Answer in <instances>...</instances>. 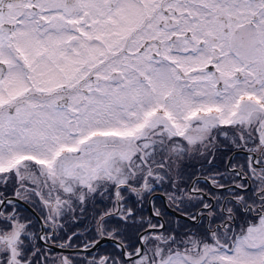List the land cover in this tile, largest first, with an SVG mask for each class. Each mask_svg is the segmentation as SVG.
<instances>
[{
  "label": "snow or ice",
  "instance_id": "1",
  "mask_svg": "<svg viewBox=\"0 0 264 264\" xmlns=\"http://www.w3.org/2000/svg\"><path fill=\"white\" fill-rule=\"evenodd\" d=\"M0 264H264V0H0Z\"/></svg>",
  "mask_w": 264,
  "mask_h": 264
},
{
  "label": "flooded vegetation",
  "instance_id": "2",
  "mask_svg": "<svg viewBox=\"0 0 264 264\" xmlns=\"http://www.w3.org/2000/svg\"><path fill=\"white\" fill-rule=\"evenodd\" d=\"M209 160L211 163H209ZM242 162L243 157L238 153V151L227 141L221 139L217 150L213 154H206L203 157L195 156L185 161L184 179L187 181L188 185H191L192 181L199 177L201 178V182L197 185V187H205L202 179L204 176H207L210 172L216 171L225 173L231 164H238ZM7 194L11 195V189L7 190ZM21 211L22 214L26 216H31L32 214V212L25 205H23ZM35 212L39 215V208H36ZM147 214L148 213H146V215ZM39 227L40 225L37 224V230ZM65 229L66 233L70 235L72 231L77 229V226L73 225L71 222H66ZM63 234L64 233H62V235ZM105 247H111V245L106 244Z\"/></svg>",
  "mask_w": 264,
  "mask_h": 264
},
{
  "label": "water",
  "instance_id": "3",
  "mask_svg": "<svg viewBox=\"0 0 264 264\" xmlns=\"http://www.w3.org/2000/svg\"><path fill=\"white\" fill-rule=\"evenodd\" d=\"M31 212H32V207L30 205H25Z\"/></svg>",
  "mask_w": 264,
  "mask_h": 264
},
{
  "label": "rangeland",
  "instance_id": "4",
  "mask_svg": "<svg viewBox=\"0 0 264 264\" xmlns=\"http://www.w3.org/2000/svg\"><path fill=\"white\" fill-rule=\"evenodd\" d=\"M146 213H147V212H146ZM146 213H145V214H146Z\"/></svg>",
  "mask_w": 264,
  "mask_h": 264
}]
</instances>
